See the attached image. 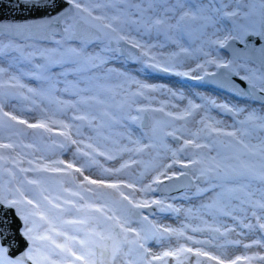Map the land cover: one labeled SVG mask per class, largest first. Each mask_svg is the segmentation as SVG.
<instances>
[{"label": "snow or ice", "instance_id": "1", "mask_svg": "<svg viewBox=\"0 0 264 264\" xmlns=\"http://www.w3.org/2000/svg\"><path fill=\"white\" fill-rule=\"evenodd\" d=\"M11 3L12 0H9V4H3L0 0V6L8 7ZM16 6L36 16L33 23L5 24L0 21V37H10L7 44L0 42V57L15 53L27 69L20 71L19 75H9L5 80L7 69L0 67V129H15L16 135H23L24 129H16V125H23L42 136L53 132L50 125H58L62 129L59 135L64 137L60 146L77 145L76 152L91 157L93 162L96 156L112 160L123 152L139 154L145 148L153 147L152 144L132 140L131 136H128V140L132 147L120 145L117 140L112 141V147L100 143V140H109L103 134L105 128L121 124L124 120L142 122V114L149 111L164 112L163 107L149 108L140 104V98L150 100L148 93L159 92L162 86L143 83L125 72L106 67L110 62L123 63L124 59L133 57L152 69L196 80L203 79V76H193L192 73L201 69L205 76L216 75L208 71L205 65L226 69L227 72L223 74L228 78L226 86L237 96L261 101V111L251 109L245 112L243 108L208 101L227 113L236 116L244 113L243 119L238 121L239 127L227 131L216 126L220 121H212L204 116L197 121L201 127L190 133V138L177 135L183 131V127L175 128L170 122L155 121L152 126L154 135L162 133V137L170 136L179 146L168 149L171 162L160 165L151 182L141 187L120 179L91 178L84 175L82 167L60 159L51 162L28 159L29 167H23L24 157L28 154L17 149L31 148L33 145L12 141L11 136L7 143L0 139V264H166L168 257L174 258L176 264H183L181 257L187 253H194L196 257H204L215 264H250L253 259L264 260V256L247 255L228 259L203 248L193 249L185 245L153 253L148 247L150 240L162 238L165 234L184 236V232L158 226L142 212L134 214L131 211L158 205L161 211L180 212L179 208L165 205L162 200L136 199L134 194L157 191L153 185L189 175L187 171L169 174L168 170L173 165H179L181 169L197 166L194 178L205 187L197 185L195 194L212 193L211 202L202 205L204 209H215L229 216L232 214L227 210L229 205L238 201L240 205L246 204L253 209L251 215L257 221L261 219L255 209L264 213V0H16ZM209 29L212 31L209 32ZM193 32L199 33L202 46L198 51L205 56L210 53L204 52L203 44H208L227 47L233 59H207L189 71H177L175 58L189 51L180 47V41L186 36L190 37ZM221 32L222 37L219 35ZM17 37H24L32 43L25 44ZM160 37H164V42H152L153 38L158 40ZM165 42L177 45L179 52L165 58L153 51L163 47ZM85 73L92 75L84 76ZM25 76L47 84V89L29 87L23 82ZM69 76L76 78L71 83L74 89L72 95L76 99L57 100L60 106L58 110L73 109L75 114L71 119L86 122L96 134L95 143L92 136L87 138V143L83 139H74L72 124L53 119L47 113L39 121L30 123L12 112L4 111L3 89L19 90L7 93L10 98L43 97L57 90L61 78L68 85ZM113 76L123 79V83L117 85L122 94L100 84L96 85L95 90L90 87L92 79L100 81ZM231 77H238L242 83L234 82ZM81 82L85 85L82 88L79 86ZM132 85H135L134 91ZM25 91L31 95H25ZM64 91H68L67 86ZM168 91L173 97L177 95L170 89ZM105 93L112 94L106 96ZM118 95L120 99H117ZM201 107L189 100L182 111L164 112V115L172 120L185 121ZM133 109L137 115L131 114ZM75 133L77 136L83 135L80 126H75ZM208 137L211 140L201 142ZM219 137H230L231 140L225 144ZM253 140L257 143H253ZM80 145H83V149ZM217 145L226 146L230 152L222 154L217 150L213 156L198 151L211 150ZM186 149L191 150L186 153L190 159L184 161L179 154L185 153ZM136 162L130 159L119 168L104 171L117 176ZM30 172L67 177L77 190L64 191L77 199L70 200L53 194L44 177L29 178L27 174ZM125 189L132 191L126 193ZM113 196L118 197L121 203L127 202L122 214L118 215L110 206L109 199ZM93 197L103 203H97ZM188 212L191 213V209ZM133 215L139 216L136 224H146L147 227H133ZM244 226L253 227L251 224ZM258 227L264 230V223H258ZM209 228L221 235L231 230L221 232L219 227ZM192 231L203 229L193 228ZM187 239L195 244L211 243L210 240H195L191 236ZM234 243L238 244L239 241ZM254 243L261 242L257 240ZM244 247L251 245L245 244ZM197 264H200L199 259Z\"/></svg>", "mask_w": 264, "mask_h": 264}, {"label": "bare ground", "instance_id": "2", "mask_svg": "<svg viewBox=\"0 0 264 264\" xmlns=\"http://www.w3.org/2000/svg\"><path fill=\"white\" fill-rule=\"evenodd\" d=\"M10 9L8 13H2L5 15L8 14H16V12H12ZM11 11V12H10ZM36 16L35 13H31L30 18H33L32 22L34 21V17ZM6 20V22H3L5 24H9L8 18L1 19ZM212 30L209 29V32ZM195 33V32H193ZM193 33L190 37L186 36L184 39L180 41V47L188 48V53H181L178 57L175 58V67L177 71H189L192 68H195L198 63L203 64L205 60L207 59H222L225 61L232 60L233 58L229 54V52L225 51L224 48H219L217 45H208L203 44L204 52H209V56H205L203 52L198 51V49L202 46V40L198 36L193 37ZM197 33V32H196ZM219 35L222 37L223 33H219ZM17 39V38H16ZM147 39V38H145ZM215 39V37H213ZM28 40H24L22 42H25ZM32 42V41H31ZM153 43H160L164 42V37H160L158 40L156 38H153ZM154 52H156L159 55H162L163 57L167 58L174 52H179V47L175 44H172L171 42H165L163 47H158L156 49H153ZM191 60L187 64H182L181 60ZM106 67L108 68H114L118 70L119 72H125L128 75L135 77V79L140 80L143 83L150 84V85H156V86H162L161 91L155 92V93H148V96L150 97V100H144L143 98H140V104L146 105L149 108H164V112H173L177 113L179 111H182L186 106L189 100L196 104L202 105L200 109H198L195 114L193 115V121L191 123V126H189V129L187 128V131L184 132L183 138H190V133L197 131L201 125L197 123L202 117L207 116L211 118L212 121H220L217 127L224 128L227 131L234 130L235 127H239L238 121L240 119H243L244 113H241L239 116L233 115L232 113H227L220 108H217L208 101L214 100L216 104H227L230 107L235 108H243L245 109V112L251 109H256L258 112L261 111V101L259 100H251L247 97H241L237 96L234 93H230L228 91H223L220 89H217L216 87L209 86L205 82L204 84H200V81L205 79L207 76H203V79L196 80V79H190L189 77L185 76H177L172 73H164L159 70L152 69L150 67H147L145 64L141 63L138 60L135 61H129L128 59H124L123 63L119 61H113L110 62ZM208 71L215 72L217 68L215 65H205ZM202 70V69H201ZM193 72L192 75L195 76L197 74L200 75V71ZM100 73H97L99 75ZM243 74V72L241 73ZM85 76V74H84ZM68 81L70 82L68 85V89L72 93L71 89V83H74L75 80L72 78H69ZM121 82L123 83L122 78H117L113 76L110 79L97 81V84L103 85L105 88H110L115 93H121L122 90L117 87V83ZM66 86H63L62 82L57 85V90L64 91V88ZM81 88L84 86L79 85ZM125 87H128L125 85ZM131 89L135 90V85L131 86ZM171 90V92H175L177 95L173 97L168 90ZM74 91V89H73ZM86 95L91 93H85ZM112 93H105L106 96L111 95ZM121 96H117V99H120ZM33 102V101H32ZM34 105L38 106V109H40V103L39 102H33ZM47 108V109H46ZM47 115L52 116L53 119L57 120H64L66 123L72 124L71 117L75 114L73 109H69L66 114L61 115L63 111H59V107L52 109L50 106H46ZM6 111V110H4ZM94 111V110H93ZM8 112V111H7ZM135 112V109L132 110L131 113ZM164 112H154L157 113L158 116L153 119V122L155 121H162V122H170L174 121H181V120H172L170 117H167L164 115ZM13 114L19 116L17 113ZM149 112L144 113V119L140 123V136L135 133L131 129V126H137V121L132 120H124L121 124H119V127L113 126L111 128H105L103 131V134L109 137V140L104 141L100 140V143L107 144L109 147H112V141L117 140L120 145H128L129 147H132L133 145L129 143L128 136H131L132 140H139L141 144H152L153 147L148 148H160L161 150H164L163 154H154L157 157H160L161 161H158L157 163L152 164H145L144 171L147 169H152V174L141 181L142 178L139 176V179H136L134 177L131 183H134L137 185V187H141L143 185H146L151 182L152 177H154L159 170V166L162 164H167L171 162L172 156L171 152L168 151V149H175L179 146V144L172 138V137H162V134L158 137L156 142L150 143L149 139L151 137H154V134L151 136L146 132L144 128H147L149 126V119L148 116ZM20 117V116H19ZM190 117L187 118V120L182 121L186 122L188 121ZM33 122V119H31V123ZM83 122V121H82ZM85 123V122H83ZM87 125V124H86ZM184 123L180 124L179 126H175V128H184ZM172 130V129H171ZM170 131V130H169ZM82 136H77L75 131L72 134L74 139L80 140L83 139L85 143L88 142L87 134L84 132H81ZM87 133L92 135L93 143L96 142L95 140V132L92 131L91 128L87 126ZM239 135V133H238ZM169 139V140H167ZM174 141V142H173ZM253 143H257L256 140L252 141ZM182 143V140L180 141ZM166 146V147H165ZM80 147L83 149V145H80ZM77 145L68 144L67 148L64 152L53 155V156H39L36 155L34 157L35 160L43 161V162H51L52 160L60 159L64 160L65 162H72L77 167L80 166L81 163L77 162L76 160H73L75 156H83L81 154H78L76 152ZM139 154H133L128 152L120 153L116 156L115 159L109 160L106 159L103 156H96L95 162H88L86 164V167L92 168V170L87 169L86 167H82L84 169V175H88L91 178L95 179H106V180H114V179H121V176L125 172H129V170L136 169L138 167H141L143 165L142 161L139 160V156L143 153H147V149ZM32 150V149H31ZM34 150V149H33ZM86 150V149H85ZM183 154V153H180ZM179 154V155H180ZM85 159H88L89 157L83 156ZM135 160L136 163H131L129 167L124 168L117 176H111L105 173L104 169H116L121 166L125 161L128 160ZM183 160V159H181ZM185 161V160H184ZM173 167H180L179 165H173ZM172 169V168H171ZM169 169V174L173 172V170ZM175 171V170H174ZM79 179H82V177H79L78 173H75ZM113 177V178H109ZM187 177L179 178L178 180H175L170 183H164V185H153L154 188H157V193L159 194V197H154V191H149L147 193H141L136 192L134 194V197L136 199H158L161 200L162 196L166 195L169 196V201L164 202L165 205H172L174 208H179L180 212H174V216L168 217L166 219H162L161 217L157 218L158 216L154 213L156 212V205H152L150 208H154V213L150 214L148 211L147 215L149 220L150 218L156 222L155 224L158 226L168 227L171 229L176 230H182L184 232V236H177L176 234H165L162 238L154 239L149 248L152 250L153 253H160L165 250L177 248L180 245H185L186 247H191L193 249L196 248H203L206 251H209L213 253L214 255H219L224 258L232 259L236 256H264V230L260 229L258 227V223H264V213L261 212L259 209H255L257 212V215L261 216V219L259 221L256 220L255 217L251 215V212L253 209L248 208L246 204L240 205L238 201H235L231 203L228 207V211H230L232 214L229 216L223 215L221 212L212 209L207 210L202 207L204 204H208L206 202H199L198 200H193L195 194L193 193H185L183 195H178V192L183 189L184 187H189V185L185 186ZM123 181V180H122ZM167 181V180H165ZM176 189V190H175ZM195 189V187L193 188ZM131 190V189H129ZM171 190H175L172 191ZM192 190V189H191ZM164 192V195L161 193ZM189 196L184 199V196ZM212 196V193L209 194ZM175 199V200H173ZM191 199L192 202H188ZM188 200V201H187ZM148 208L144 209V213H146V210ZM191 209V213L188 212V210ZM243 209V210H241ZM138 218L139 216H134ZM251 224L253 225L252 228L245 227L244 225ZM133 227H138L137 224H133ZM210 227L215 228L219 227L221 229V232H225L226 230L231 229L230 231H226L225 235H221L220 233L213 232L210 230ZM204 227L206 229H203V231L194 232L192 231L193 228H201ZM191 236L195 240H210V244H195L192 241L188 240L187 237ZM259 240L261 243L257 244L254 243L255 241ZM235 241H239V243H234ZM249 244L251 247L245 248L244 245ZM187 258H182L183 264H197V260L199 259L200 264H215L214 261H208L204 257H196L194 253H187ZM166 264H176V260L172 257L166 258ZM242 264H247V262H242ZM250 264H264V260L261 259H253Z\"/></svg>", "mask_w": 264, "mask_h": 264}, {"label": "rangeland", "instance_id": "3", "mask_svg": "<svg viewBox=\"0 0 264 264\" xmlns=\"http://www.w3.org/2000/svg\"><path fill=\"white\" fill-rule=\"evenodd\" d=\"M195 36H198V33H193V37ZM9 39L10 37L8 36H3V37H0V42L4 43V44H7L9 42ZM25 44H29V43H32L31 41H25L24 42ZM27 50V49H26ZM191 60H186V59H182L181 60V63L182 64H187L189 63ZM0 67L2 68H5L7 69V71L5 72L4 74V79L6 80L8 78L9 75H12V74H16V75H19L20 71H26V67L25 65L19 61L17 59V54L13 53L9 56H4V57H0ZM19 70V71H18ZM219 69H217L216 71H218ZM243 72V71H242ZM241 72V73H242ZM92 74L91 73H85V76H91ZM200 75L202 76H205L203 75V70L200 71ZM69 78H72L74 80H76V78L72 77V76H69L67 79ZM23 79V82L25 84H27L29 87H33V88H38V89H47V84L41 82V81H37V80H34L28 76H25L22 78ZM62 80V84L63 86H66L64 83H63V78H61ZM102 81V80H100ZM106 81V80H105ZM97 80L96 79H92L91 82H90V87L93 88V90L96 89V85H97ZM121 84V82H118L117 85ZM200 84H204L203 83V80L200 81ZM59 85V84H58ZM81 86H84V83L81 82L80 83ZM112 87L110 86V89ZM72 89V92H73V88L71 87ZM16 91H19V90H16V89H9V88H5L3 89V92L5 93V95L2 97V101L4 103V110L8 111V112H14V113H17L21 118L23 119H26L28 120L30 123H31V119H33V122H37L39 121L44 115L45 113H47L46 111V106H50L52 107V109L54 110V108H57V107H60L56 101L57 100H72L74 101L76 99L75 96L72 95L71 91L68 89V91H59V90H56L55 92H52L50 94H46L45 96L41 97V96H37V97H33V98H30V99H24L23 97H16V98H10L7 93L9 92H16ZM25 95H31V94H28L26 91H25ZM37 101L40 103V109H38V106L34 105L32 101ZM46 108V109H45ZM68 111H70L69 109H66L64 110L61 115H64L66 114ZM95 111V109H94ZM132 115H137L136 112H133L131 113ZM144 116V114H142ZM148 116V123H149V126L147 128H144L146 130V132L151 136L153 133L152 131V126H153V119L155 117L158 116L157 113H154V111H149V115L147 114ZM193 116L190 117L188 119V121L186 122H182V121H177V122H174V121H171V125L173 127L175 126H179L180 124H183L184 123V128H183V131L182 132H178L177 135H180V136H183L184 135V132L187 131V128L189 129V126H191V123L193 121ZM137 126H131V129L133 131H135V133L137 135L140 136V123L141 121H137ZM72 125L74 126L73 129H72V134L74 133L75 131V126H80V131L81 132H84L85 134H87V136H92L90 135L89 133H87V125H86V122L83 123L82 121H79V120H72ZM51 127H53V132L52 133H45L43 134L42 136L41 135H36L34 134L35 133V130H32V129H26L25 126L23 125H16V129H24V132H23V135H16L15 134V129H9L7 127L3 128V129H0V139L3 140V142L7 143L9 142V137L11 136V139L12 141H17V142H22L23 144H31L33 145V147L31 148H22V149H17V151H20V152H23V153H27L28 155L24 157V160H25V163L22 165L23 167H29V165L27 164V160L28 159H34V157L36 155H39V156H53V155H58L62 152L65 151V149L67 148V145L65 147H61V143L64 142V137L60 136L59 135V132L62 131V129L59 128L58 125H50ZM116 127H119V124L118 125H115ZM172 128H168L167 130H171ZM162 134V133H161ZM215 135V134H213ZM160 136L159 133H156L154 135V137H151L149 139V142L150 143H154L156 142V140L158 139V137ZM80 137V136H79ZM219 139L221 141H224L225 144L227 141L231 140L230 137H219ZM169 140V139H167ZM208 140H211V137H208L207 140H202L201 142H208ZM174 142V141H173ZM32 149V150H31ZM34 149V150H33ZM219 150L221 151L222 154H227L230 152V149H228L226 146L224 145H217L215 148L209 150V149H200L198 151H202V152H205L209 155H213L215 156L216 155V151ZM191 150L189 149H186L185 150V153L183 154H180V159H183L185 161H187L188 159H190V155H187L186 153H190ZM164 153V150H161L160 148H156V149H153V148H148L147 149V153H143L139 156V160L142 161L143 165L141 167H138L136 169H132V170H129V172H125L122 174L121 176V179L123 181H126V182H130L132 181V179L134 177H136V179H139L141 176L142 178L140 179L141 181H143L144 179H146L147 177H149L151 174H152V169H147L146 171H144V166L146 163L148 164H152V163H157L158 161H161L163 159H161L160 157H157L155 156L154 154H163ZM73 160H76L77 162H80L82 167H86V164L88 162H92V158L89 157L88 159H85L83 156H75L73 158ZM37 162H43V161H38L36 160ZM10 166V165H9ZM197 166H193L191 169H181L180 167H173L171 170H175L176 172H179V171H187L189 173V175L194 179L195 181V189H188L178 195H183L185 193H193L195 194L196 193V188H197V185H199L200 187H205V185L201 184V182L199 180H196L194 178L195 176V172H194V169L196 168ZM87 169H91L90 167H86ZM29 176V178H39V177H44L46 179V184L48 187H50L53 191V194H59L61 195L62 197H65L67 199H70V200H76L77 198L76 197H72L70 195H68V192H65L64 189H68L69 191H76V186L67 178V177H63V176H60L58 174H53V173H43V174H37V173H28L27 174ZM110 179L113 178V177H109ZM106 191H111V190H106ZM126 193H129L131 192L132 190H129V189H125L124 190ZM154 197H159V194L157 193V191H154ZM210 193L209 192H206L204 193L203 195H196L191 199L193 200H198L199 202L203 201V202H206V203H210L211 202V196L209 195ZM85 195H88L90 196L91 194L89 193H85ZM169 196H162L161 200L164 201V202H167L169 201ZM189 196H184V199L187 198ZM191 199L188 201V202H192ZM93 200H97L96 197H93ZM175 200V199H173ZM235 202V201H233ZM232 202V203H233ZM97 203H103L102 200H97ZM109 204L110 206L113 208V211H115L118 215L119 214H122L123 212H125V208H124V205L127 204L126 201H124L123 203L119 202V198L118 197H111L109 199ZM156 212L154 213V215L156 214L159 218L161 217L162 219H166L168 217H172L174 216V212L171 211V210H165V211H161L160 210V206L156 205ZM139 212H142L143 214H147V210H146V213H144V209H138ZM71 218V217H69ZM132 219L134 221L133 224H136L135 221L139 219L132 216ZM150 220L155 224L156 222H154L153 219L150 218ZM138 225V224H137ZM140 226H144V227H147V225H138V227ZM202 229H206L204 227H201ZM153 242V240H150L149 243H148V246L149 244H151ZM185 256H187V254H185ZM185 256H182V258H184ZM158 264H164V262H158Z\"/></svg>", "mask_w": 264, "mask_h": 264}, {"label": "water", "instance_id": "4", "mask_svg": "<svg viewBox=\"0 0 264 264\" xmlns=\"http://www.w3.org/2000/svg\"><path fill=\"white\" fill-rule=\"evenodd\" d=\"M2 3L3 4H9V0H2ZM10 9H14V10H11V11L12 12H16L17 15L16 14H13V13L8 14V15L2 14V13H6V12L8 13V11ZM30 16H31V13L28 10H26V9L21 10L20 8H18L16 6V0H12V3L8 7L0 6V21H2L1 19H3V18L6 17V18H8V20L10 19L9 20L10 23H24V22L33 23L32 22L33 21V18L31 19ZM2 22H6V20H3ZM17 39L20 40V41L27 40L24 37H17ZM224 49H225V51L229 52V50H228L227 47H225ZM136 51L137 50H133V52H136ZM229 54L232 57V54L230 52H229ZM127 59L129 61H135L136 60L134 57L133 58H127ZM226 72H227L226 69L220 68L218 70V72H216V75L215 76H207V77H205L204 82L207 85H209V86H213V87H216L217 89H220V90H223V91H228L230 93L236 94L235 91L230 90L226 86V81H227L228 78L225 75H223ZM231 79L234 82H236V83H242L241 81H239L238 77H231ZM241 97H243V96H241ZM182 177H187L185 186H187L189 184H190V186L189 187H184L183 189H181L178 192V194H180V193H182V192H184V191H186L188 189L191 190V189H193L195 187V181H194V179L190 175L181 176L180 178H182ZM175 180H177V179L167 180L164 183H170V182H173ZM161 185L163 186L164 184H161ZM159 187H160V185H159ZM175 190H171V192L172 191H175ZM161 194L164 195V192L161 193ZM131 211L134 214L139 212L138 209H131ZM147 211L150 214H152V213H154L155 209L154 208H148ZM133 216H136V215H133Z\"/></svg>", "mask_w": 264, "mask_h": 264}]
</instances>
